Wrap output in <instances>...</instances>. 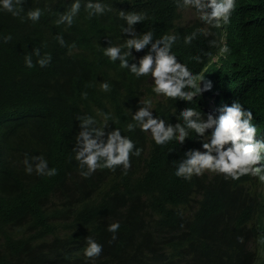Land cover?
I'll return each instance as SVG.
<instances>
[{
  "label": "trees",
  "instance_id": "16d2710c",
  "mask_svg": "<svg viewBox=\"0 0 264 264\" xmlns=\"http://www.w3.org/2000/svg\"><path fill=\"white\" fill-rule=\"evenodd\" d=\"M46 2L50 11L35 24L0 12V36H12L0 39V264H264L259 179L233 183L207 171L191 181L174 175L173 160L200 147L194 133L183 145L159 146L139 128L125 131L143 148L141 156L130 157L127 174L117 167L85 178L73 158L77 115L112 111L120 119L110 127L122 129L131 119L134 103L121 93L128 71L101 52L106 37H120L118 10H146L149 19L137 23L141 32L178 31L175 53L184 47L183 34L203 27L201 21L184 22L173 0H104L112 10L91 18L82 3L70 27L53 21L71 0H25L23 6L44 8ZM226 26L215 29V38L224 36L229 52L211 48L214 55L205 62L222 59L220 68L211 69L223 84L221 97L239 96L264 131V0H235ZM57 33L65 46L56 41ZM208 39L201 36L190 48L203 54ZM32 47L76 65L26 68L23 56ZM99 80H108L111 91H100ZM170 147L177 151L169 153ZM40 153L57 169L55 176L24 171L25 154ZM116 221L120 228L113 240L107 226ZM250 235L259 242L254 250L246 248ZM86 236L103 245L94 260L83 254Z\"/></svg>",
  "mask_w": 264,
  "mask_h": 264
},
{
  "label": "clouds",
  "instance_id": "9594fccd",
  "mask_svg": "<svg viewBox=\"0 0 264 264\" xmlns=\"http://www.w3.org/2000/svg\"><path fill=\"white\" fill-rule=\"evenodd\" d=\"M24 3L25 0H0V12L18 17L21 22L35 24L51 8L46 2L44 8L25 9ZM82 3L87 18L112 10L104 0H71L53 23L70 27L79 15ZM173 3L183 13L184 22L198 19L203 25L183 34L184 47L179 48L177 53L172 49L181 39L178 31H166L159 36L152 28L141 32L137 23L149 19L146 10L125 11L124 7L118 10L117 16L123 21L119 25L120 37L116 42L106 37L107 45L101 46V52L110 62H118L119 68L128 71L121 83V93L127 103L130 100L134 103L131 119L122 129L110 127L109 122L116 125L120 118L102 108H96L95 115L85 113L76 116L79 130L72 151L80 175L87 178L97 169L115 172L117 167L127 174L131 167L130 157L141 156L143 148L137 146L125 131L139 128L159 146L183 145L186 138L190 139L194 133L200 147L188 148L181 158L173 160L176 177L191 181L194 176H202L207 171L221 174L229 182L239 183L243 177L251 176L259 179L258 191L264 192V131H258L253 109L245 107L239 96L221 97L219 88L223 84L219 85L213 78L211 69L220 68L222 59L215 56L205 62L206 56L211 58L214 55L211 48H218L221 54L229 52L226 38H215V29L227 28L235 0H173ZM187 10L193 12L192 19L184 15ZM201 36L209 38V47L201 49L203 54H198L199 48H190V45ZM0 39L7 42L12 36L6 34ZM55 39L62 47L65 46L63 34L57 33ZM23 63L29 69L35 66L47 70L76 65L52 57L50 52L42 53L40 47H32L25 53ZM98 87L107 93L112 85L108 80H99ZM87 96V91L81 92L82 98ZM168 151L173 153L177 149L170 147ZM22 163L29 175L35 173L41 177H52L57 173L42 153L25 154ZM119 228V221L107 226L113 240ZM240 240L243 242L242 237ZM85 241V258L94 260L100 256L103 245L92 236H86ZM258 244L250 235L246 248L254 250Z\"/></svg>",
  "mask_w": 264,
  "mask_h": 264
},
{
  "label": "rangeland",
  "instance_id": "374dc122",
  "mask_svg": "<svg viewBox=\"0 0 264 264\" xmlns=\"http://www.w3.org/2000/svg\"><path fill=\"white\" fill-rule=\"evenodd\" d=\"M184 15H185L188 19H192L193 16H194L193 12L190 11V10H187V11L184 13Z\"/></svg>",
  "mask_w": 264,
  "mask_h": 264
}]
</instances>
